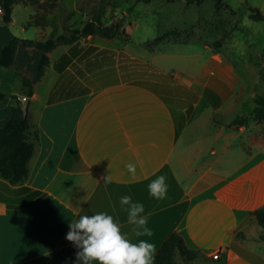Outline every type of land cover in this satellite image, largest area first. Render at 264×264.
Wrapping results in <instances>:
<instances>
[{"label":"crops","instance_id":"crops-1","mask_svg":"<svg viewBox=\"0 0 264 264\" xmlns=\"http://www.w3.org/2000/svg\"><path fill=\"white\" fill-rule=\"evenodd\" d=\"M84 1L94 0L77 3ZM20 3L35 12L21 39L49 38L51 26L36 22L35 5ZM66 8L87 21L93 11L78 4ZM3 17L0 51L18 37ZM72 17L65 28L57 24L58 35L80 27ZM30 27L33 36H28ZM131 49V38L88 36L49 53L50 63L29 97L27 116L38 134L30 176L17 186L0 179L18 191L13 195L0 188L12 205L0 199V264H81L78 249L66 239L69 223L96 212L112 215L133 242L154 243V256L178 233L200 253L194 264L200 257L212 264H264L262 230L252 216L264 207V144H255L247 122L232 126L250 115H235V64L209 45L205 64L200 54L153 48L147 58L140 48ZM177 59L185 60V67L175 65ZM0 68V85L21 83L11 92L12 102L0 106L1 121L26 96L22 77L31 73ZM159 74L173 82L163 83ZM145 82L162 84L163 96L140 84ZM128 164L136 166L135 175ZM160 175L168 190L157 200L148 185ZM124 195L144 205L151 236L135 235L120 205ZM218 252L220 259L214 260Z\"/></svg>","mask_w":264,"mask_h":264},{"label":"rangeland","instance_id":"rangeland-1","mask_svg":"<svg viewBox=\"0 0 264 264\" xmlns=\"http://www.w3.org/2000/svg\"><path fill=\"white\" fill-rule=\"evenodd\" d=\"M17 1L10 29L19 38H25L22 28L27 27L30 16L35 15V12L31 7L25 8L20 3L21 0ZM77 1L44 0L40 5H35L38 11L36 22L42 24L46 21L51 26L50 37L57 36L60 31L57 24L65 28L72 15L81 27L87 19L82 15L77 17L70 14L66 5L78 4V8L84 11L92 7L94 9L100 0ZM224 1L233 9L223 8L217 11L215 0H204L201 4L188 3V0H151L150 3L117 0L114 7L106 11L104 22L106 25H119V34L115 38L126 41L131 38V50L140 48L142 55L147 58L152 56L147 45L160 40L153 47L158 53L176 52L184 56L200 54L201 64H205L211 56L210 52H206L205 46L209 45L214 49L215 44L222 41V46L217 50L235 64L239 79V98L235 115L238 117L250 114L247 121L248 133L255 138L256 145L264 144V121L253 119L255 99L264 96V21L252 18L253 8L264 14V0ZM28 30V36H33L35 28L30 27ZM168 33L174 34L163 40ZM174 64L185 67V60H174ZM15 87L17 89L7 87L4 83L0 85V91L7 94L1 107L12 102L11 92H16L21 83L17 81ZM197 264L212 263L200 257Z\"/></svg>","mask_w":264,"mask_h":264},{"label":"trees","instance_id":"trees-1","mask_svg":"<svg viewBox=\"0 0 264 264\" xmlns=\"http://www.w3.org/2000/svg\"><path fill=\"white\" fill-rule=\"evenodd\" d=\"M25 3L40 5L42 0H24ZM117 0H100L98 5L94 7L90 19L83 23L78 28H66L65 32L49 37L45 40H29L21 38H13L4 44L0 51V66L3 68L25 69L31 73V77H22V84L25 89V95L32 97L34 85L41 80L47 66L50 63L49 53H51L58 45L73 44L82 38L88 36H98L105 39H113L119 34L120 26L115 24L106 25L104 22L106 11L114 7ZM5 8L3 21L5 24H10L13 18V8L17 0H1ZM137 3H150L151 0H136ZM204 0H188V3L201 4ZM217 11L223 8L233 9L224 0H215ZM252 18L259 21H264V14L256 9H252ZM31 25V23L29 24ZM174 33L166 34L162 39H167ZM149 43L148 49L153 50V47L158 44ZM222 46V41H218L214 50ZM160 80L166 83L173 82L172 77H166L159 74ZM156 75V77H159ZM151 88L158 94L163 96V85L156 83H140ZM165 87V86H164ZM169 91L172 89L168 86ZM171 89V90H170ZM176 89H184L178 87ZM179 91V90H178ZM191 92V91H189ZM171 93V92H170ZM172 94V93H171ZM195 102L197 96H195ZM7 94L0 91V106L5 102ZM19 101L18 97H14ZM256 108L253 112L255 121H264V96H259L255 99ZM249 117L238 118L232 126L240 127L245 125ZM38 142V134L32 133V125L28 116H24L21 109V104L12 107L9 110L8 116L0 121V179L8 182L12 186H17L26 182L30 176L29 164L34 157L36 145ZM0 188L8 194H17L18 191L13 190L9 185L0 182ZM6 196L0 193V199L5 200ZM15 200V199H13ZM11 205V199L5 200ZM13 202V201H12ZM252 216L257 220L261 227L260 240L264 241V207L252 212ZM241 238L244 236L239 234ZM200 253L191 250L187 247L183 237L174 233L164 243L160 251L154 259V264H194L198 260Z\"/></svg>","mask_w":264,"mask_h":264},{"label":"clouds","instance_id":"clouds-1","mask_svg":"<svg viewBox=\"0 0 264 264\" xmlns=\"http://www.w3.org/2000/svg\"><path fill=\"white\" fill-rule=\"evenodd\" d=\"M135 175L136 166L126 165ZM168 190L166 177L158 176L148 185L149 194L163 199ZM120 205L127 212L128 223L135 225V235L151 236L144 205L134 201L131 195L120 198ZM66 239L78 249L76 255L81 264H154L155 244L146 239L133 242L121 230V225L107 212L80 215L70 221Z\"/></svg>","mask_w":264,"mask_h":264},{"label":"water","instance_id":"water-1","mask_svg":"<svg viewBox=\"0 0 264 264\" xmlns=\"http://www.w3.org/2000/svg\"><path fill=\"white\" fill-rule=\"evenodd\" d=\"M20 101H21V109L23 111V114H24V116H27L29 104H30V99H29V97L25 96V97H21Z\"/></svg>","mask_w":264,"mask_h":264},{"label":"built area","instance_id":"built-area-1","mask_svg":"<svg viewBox=\"0 0 264 264\" xmlns=\"http://www.w3.org/2000/svg\"><path fill=\"white\" fill-rule=\"evenodd\" d=\"M0 15H2V16L5 15V8H4V5L1 2H0ZM220 256H221V253L218 252V253H215L213 255V258H214V260H219Z\"/></svg>","mask_w":264,"mask_h":264}]
</instances>
